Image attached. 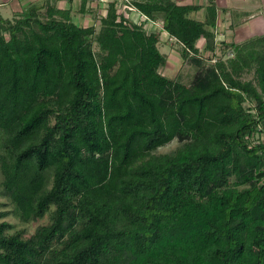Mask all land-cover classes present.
<instances>
[{
    "label": "trees",
    "instance_id": "1",
    "mask_svg": "<svg viewBox=\"0 0 264 264\" xmlns=\"http://www.w3.org/2000/svg\"><path fill=\"white\" fill-rule=\"evenodd\" d=\"M89 1L98 28L72 0L0 15L1 191L48 219L1 220L0 264H264V33L217 41L214 0ZM162 33L189 83L160 71Z\"/></svg>",
    "mask_w": 264,
    "mask_h": 264
},
{
    "label": "rangeland",
    "instance_id": "2",
    "mask_svg": "<svg viewBox=\"0 0 264 264\" xmlns=\"http://www.w3.org/2000/svg\"><path fill=\"white\" fill-rule=\"evenodd\" d=\"M5 1L4 4H0V15L3 17H12L14 12L20 10L23 7L32 5V4H44L46 2H49L51 4H56L59 7L67 6L68 0H0ZM80 0L74 1L72 3L73 5V16L74 20L78 23L82 22L84 24H96V28L99 27V22L96 20L94 13H92L90 16L85 15L78 10V5ZM226 2L225 4L229 5L230 9H232L233 15L235 18L240 19L241 17L245 16V23L246 28H238L237 26H224V28L219 29L218 33H221L219 37H224V39H230V37L234 38L233 40L235 42H241L245 39L251 38L256 35H261L264 33V0H223V2ZM119 4L122 6L124 5L125 0H118ZM189 2V1H187ZM185 2V3H187ZM223 2H220V5L223 4ZM106 3H103L100 5L101 8L105 6ZM228 7V8H229ZM124 8V6H122ZM42 12L44 11L41 10ZM201 12V11H200ZM200 12H193L191 16L201 19L202 13ZM261 13V14H260ZM261 16V22L260 21V15ZM129 17L132 18L134 21H139L140 17L138 16L137 12L131 11L129 14ZM225 17L232 18V14H226ZM82 19V21H81ZM160 21V20H159ZM259 23L257 26H254V24ZM242 25V23H241ZM240 25V26H241ZM231 27V28H229ZM164 39V40H163ZM220 39V38H219ZM218 39V41H219ZM162 43L159 46L160 51L166 56V64L160 68V71L164 73L166 76L169 77H179V79L184 83H189L192 79L196 68L191 65L189 62H183L180 57V46L174 39H168L165 33H162ZM204 43V40L200 38L197 41V46L202 48ZM229 52V51H228ZM222 52L221 49H217L216 51V57H222L227 58V54ZM252 73H247L243 76L244 79H251ZM255 141H262L264 142V132H258L255 134L254 138ZM178 142L173 141L172 143L160 147L157 151L158 152H169L172 149H174L177 146ZM1 174H0V212H6V215L1 220H5L8 223L11 224L10 232L14 231H23L25 236L30 235L35 227L39 224H43L47 222V216H44L40 219H37L35 221L30 222H23L21 221L18 216L14 213L13 207L11 203L9 202L8 198L2 194L1 191Z\"/></svg>",
    "mask_w": 264,
    "mask_h": 264
},
{
    "label": "crops",
    "instance_id": "3",
    "mask_svg": "<svg viewBox=\"0 0 264 264\" xmlns=\"http://www.w3.org/2000/svg\"><path fill=\"white\" fill-rule=\"evenodd\" d=\"M74 1L77 2V0H72V2H71V6H72V16H73V12H74L72 3H74ZM174 1L177 2V3H179V4L200 5V6H205V4H207V2H208V0H174ZM187 1H189V2H187ZM214 1H215L216 5L219 7L218 19H217V27H216V30H215L216 40L218 41V39L220 38L219 40L234 41L233 40L234 38H232V37H230L229 40L228 39H224V37H219L221 35V33H218V28L219 29H221V28L223 29L224 26H226V25L231 26V27L232 26H237L238 28H246V24H244L245 23V21H244L245 16H243V17H241L240 19L237 20V18H235V16L233 15V12L234 11H232V9H230L229 5L225 4L226 3L225 1L224 2H223V0H214ZM185 2H187V3H185ZM220 2H223V4L220 5ZM4 3H5V1H0V4L1 5L4 4ZM67 3H68V1H67ZM78 3H80V1ZM57 7H59V6H57ZM67 7H68V4H67V6H63V7H60V8H67ZM86 7H88V6H86ZM78 8H79V5H78ZM223 9H224V11H223ZM197 12L202 13V16H204V9L203 8L200 9L199 11H197ZM229 13L232 14V18L231 19L230 18L227 19V17H225V15L226 14H229ZM82 14H83V16H84V14L85 15L88 14V16H90L92 13L87 12V13H82ZM260 14H258V16ZM261 16L262 15H260V21H259V23L261 22ZM73 18H74V16H73ZM81 21H82V19H81ZM82 22H84V21H82ZM82 22H80V24H84ZM241 23H242V25H241ZM259 23L254 24L253 27L254 26H257ZM86 25H90V24H86ZM231 27H229V28H231Z\"/></svg>",
    "mask_w": 264,
    "mask_h": 264
},
{
    "label": "built area",
    "instance_id": "4",
    "mask_svg": "<svg viewBox=\"0 0 264 264\" xmlns=\"http://www.w3.org/2000/svg\"><path fill=\"white\" fill-rule=\"evenodd\" d=\"M107 1H110V0H90L89 1V5L90 6H93V7H98V6L100 7L101 4L106 3ZM137 14L140 17V20H146V17L145 16L140 15L138 12H137ZM153 24L160 26L161 25V22H158V21H156V22L149 21L148 27L152 26ZM227 56L228 57H232L233 56V52L231 50H229Z\"/></svg>",
    "mask_w": 264,
    "mask_h": 264
}]
</instances>
